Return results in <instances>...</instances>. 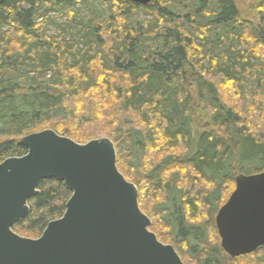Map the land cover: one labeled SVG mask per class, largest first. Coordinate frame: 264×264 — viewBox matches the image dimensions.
I'll return each instance as SVG.
<instances>
[{
    "label": "trees",
    "instance_id": "trees-1",
    "mask_svg": "<svg viewBox=\"0 0 264 264\" xmlns=\"http://www.w3.org/2000/svg\"><path fill=\"white\" fill-rule=\"evenodd\" d=\"M99 3L110 15L78 39L48 35L50 13L75 21L71 8ZM140 12L153 20L135 24ZM49 129L111 139L151 231L184 264H264V247L230 257L216 226L247 164L264 172V0H0V163ZM70 198L44 181L14 231L38 239Z\"/></svg>",
    "mask_w": 264,
    "mask_h": 264
},
{
    "label": "water",
    "instance_id": "water-1",
    "mask_svg": "<svg viewBox=\"0 0 264 264\" xmlns=\"http://www.w3.org/2000/svg\"><path fill=\"white\" fill-rule=\"evenodd\" d=\"M133 1L147 6L153 0ZM19 145L25 156L0 163V264H184L175 247L151 231L111 139L79 144L49 129L22 137ZM44 181L71 192L66 212L38 239L22 237L14 227L30 215L29 202ZM235 185L216 226L224 251L239 258L264 247V172L239 174Z\"/></svg>",
    "mask_w": 264,
    "mask_h": 264
},
{
    "label": "rangeland",
    "instance_id": "rangeland-1",
    "mask_svg": "<svg viewBox=\"0 0 264 264\" xmlns=\"http://www.w3.org/2000/svg\"><path fill=\"white\" fill-rule=\"evenodd\" d=\"M69 11H78L77 14L78 16L75 18L74 20H71L70 17L67 15L65 17H58L55 13H50L49 16V21H48V27H47V33L50 36H59V35H66V38L68 40H72V39H78L79 38V34L80 31L84 28L85 23L88 20L92 19V16L96 13L98 15H110V10L105 6L102 5V3H99L97 7H88V5H78L75 8H71ZM68 12V11H67ZM95 14V15H96ZM76 20L78 21H83L80 24H78L79 22H76ZM153 17L152 16H148L145 15V13L140 12L134 19L133 21L135 22V24H140L142 25L143 22L145 21H152ZM182 22H184L182 20ZM217 45H207V51H213L215 54L219 53L220 50H217ZM233 105H240V101L236 100V102H232ZM242 107V106H241ZM249 170L253 167H257L258 163L257 162H251L249 164H247ZM249 170H244L243 173L244 175H253L249 173ZM251 172V171H250ZM164 209H172V207L169 205H166L163 207ZM168 212V211H167ZM169 213V212H168ZM171 216H167V219H170Z\"/></svg>",
    "mask_w": 264,
    "mask_h": 264
}]
</instances>
